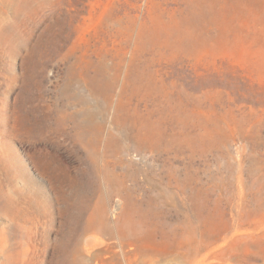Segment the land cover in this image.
<instances>
[{
  "label": "rangeland",
  "instance_id": "1",
  "mask_svg": "<svg viewBox=\"0 0 264 264\" xmlns=\"http://www.w3.org/2000/svg\"><path fill=\"white\" fill-rule=\"evenodd\" d=\"M77 240L264 264V0H0V264Z\"/></svg>",
  "mask_w": 264,
  "mask_h": 264
},
{
  "label": "bare ground",
  "instance_id": "2",
  "mask_svg": "<svg viewBox=\"0 0 264 264\" xmlns=\"http://www.w3.org/2000/svg\"><path fill=\"white\" fill-rule=\"evenodd\" d=\"M129 223H130L129 228H127V229H125L119 233L112 232L111 229L107 225H104L103 223H100V222L99 223H96V222L88 223L84 227L83 232L92 231L95 233H104V234H107L110 238H116L118 236L124 235L126 237V239L124 241H120V239H119V242L113 244L112 247L113 248L120 247L122 250L125 251V249L134 245L136 242V238H135V235L133 233L136 221L132 220ZM177 235H178L177 233H175V234L169 233V234L165 235V238H162L161 240H157L156 245H157V247H160L161 249H155V255L154 256L158 259L153 263L162 261L164 259V255L166 257V254H168V252H171V245L169 244L170 243L169 240L174 238ZM80 243H81V241L77 240L76 243L71 245L72 248H71L70 253L68 255L69 256L68 264H88V261L83 259V257H82L83 252L81 250ZM128 252H129L128 253V257H129L130 251H128ZM138 253L140 254V249L136 248L135 252L133 254L136 255ZM185 257L186 256L180 257V254H178L177 259H172L173 263L174 264H183V262H186L184 260ZM119 264H123V262L122 263L119 262Z\"/></svg>",
  "mask_w": 264,
  "mask_h": 264
}]
</instances>
